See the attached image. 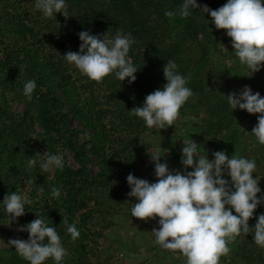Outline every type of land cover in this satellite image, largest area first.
<instances>
[{
  "label": "trees",
  "instance_id": "1",
  "mask_svg": "<svg viewBox=\"0 0 264 264\" xmlns=\"http://www.w3.org/2000/svg\"><path fill=\"white\" fill-rule=\"evenodd\" d=\"M65 3L70 15L67 19L62 13L45 17L35 8V0H0V221L7 222L8 216L12 220L3 204L6 195H27L32 203L25 206V215L12 220L13 226L22 228L40 216L55 227L67 250L61 264H94L89 225L95 218L107 223L129 211L125 217L139 220L131 215L134 202L130 198L134 197L127 195L131 190L127 176L133 174L150 182L149 174L141 176L133 168L132 159L141 158L148 147L140 143V137L159 133L158 127H147L142 118L129 111L142 107L148 94L163 88V67L168 61L177 64L179 74L190 77L186 86L193 96L180 113L185 115L187 110L204 114L198 124L190 126L187 135L203 141L210 160L216 151H225L229 158L236 153L255 160L253 178L261 177V193L257 196H264L260 170L264 145L251 132L257 123L247 121L246 110L231 108L226 95L232 90H226L221 76L212 71L209 52L217 51L219 43L208 22L209 13L191 9V15L181 17L183 0ZM197 3L212 10L224 5L223 0ZM169 11L174 15L166 16ZM118 30L130 33L135 41L128 58L139 71L132 83L128 78L119 80L115 73L95 82L62 57L68 51H79L81 31L101 37L108 32L112 38ZM29 80L36 82L31 100L23 92ZM46 152L63 154V170L53 168L50 175L40 169L37 153ZM33 156L37 164L29 167ZM67 156L76 167L70 166ZM91 166L96 171H91ZM224 178L230 181L229 176ZM53 187L61 190L58 198L51 194ZM261 214L264 202L249 220L250 227ZM73 223L80 232L76 240L67 232ZM21 236L28 240L29 233L22 231ZM253 236L251 232L237 236L228 245L230 253L222 256L219 264H264V248L254 242ZM159 247L153 246L154 258L163 252ZM174 255L186 259L180 252ZM0 264L29 262L10 245L0 248ZM44 264L55 262L49 258Z\"/></svg>",
  "mask_w": 264,
  "mask_h": 264
},
{
  "label": "clouds",
  "instance_id": "2",
  "mask_svg": "<svg viewBox=\"0 0 264 264\" xmlns=\"http://www.w3.org/2000/svg\"><path fill=\"white\" fill-rule=\"evenodd\" d=\"M34 6L47 18H53L56 13H62L66 19L70 16L65 0H35ZM198 8L210 14L216 29L226 30L239 61L251 73L259 72L264 66V0H227L215 10L198 4L197 0H183L179 15L188 17L191 9ZM165 15L171 17L174 13L169 11ZM78 36L82 42L79 51H68L62 57L83 75L98 83L112 73L121 81L128 78L132 83L136 80L135 73L139 70L128 58L135 43L130 33L125 35L118 30L109 38L108 32L101 37L81 31ZM177 67L175 62L168 61L163 67L166 80L163 88L148 94L142 107L129 111L142 118L149 128L173 126L180 109L193 96L186 86L190 77L179 74ZM35 88L33 80L24 85L23 92L28 100L32 99ZM226 97L233 110L239 108L249 114H260L251 132L264 145V97L259 92L253 93L250 86H245L239 94L232 92ZM199 148L192 139L184 142L183 172L170 171L166 162H160L159 154H151L156 182L150 183L133 174L127 176L131 189L127 195L138 201L131 209L132 217L145 221L158 217L159 229L154 228L151 232L155 243L166 250L182 253L186 264H219L220 258L231 251L228 245L242 232L254 233V242L264 248V214L258 216L254 227L249 226L257 206L264 202V196H257L261 193L258 186L261 177L253 178L257 168L255 160L236 153L229 158L225 151L214 152V159L209 160ZM37 154L41 158L39 167L42 171L63 170V154ZM36 164L35 156L31 157L28 166ZM189 168L193 170L188 171ZM225 175L230 181L224 178ZM51 194L58 198L61 190L53 187ZM31 203L27 195L17 192L6 195L3 200L12 220L25 215V206ZM19 230L29 233L28 240L11 239L8 244L14 246L29 264H44L49 258L55 264H61L67 256L55 227L49 226L40 216ZM67 232L73 240L80 236L74 223L68 225Z\"/></svg>",
  "mask_w": 264,
  "mask_h": 264
},
{
  "label": "rangeland",
  "instance_id": "3",
  "mask_svg": "<svg viewBox=\"0 0 264 264\" xmlns=\"http://www.w3.org/2000/svg\"><path fill=\"white\" fill-rule=\"evenodd\" d=\"M224 4L227 0H223ZM213 36L215 40H218V50L210 51V61L212 64V71H216L221 77L220 81L226 90H232L231 92H239L245 87L250 86L253 93L259 92L261 97H264V66L261 67L259 72L251 73V70L239 61V58L235 54V50L232 47L231 38L227 36L226 30H218L215 28L214 22L211 16L208 20ZM209 57V56H208ZM236 69L238 73L232 71ZM240 72V73H239ZM239 74H244L245 77ZM186 112L185 115L179 114V118L173 126L165 129H157L158 135H153L150 138H139L140 143L146 144L148 147L143 149L141 158H134L133 168L141 176H151L150 183L157 181L155 175V164L151 160V154H159L161 156V163H167L170 171L179 170L184 171V166L181 164L182 148L184 142L195 141L199 146V151L202 155L208 157L210 160L209 151L205 147L203 141L198 136L190 137L187 135L190 126L198 124L201 118H204V114ZM247 121L258 123V116L260 114H249L247 112ZM77 125V124H76ZM193 135V134H191ZM255 147H253L254 149ZM175 151V152H174ZM70 166L76 167V164L67 156ZM263 167L260 169L264 179V157L261 160ZM94 166V165H93ZM91 166V171H96V168ZM193 169L189 168L188 171ZM51 175L53 169L48 171ZM25 191L29 192V187L25 186ZM134 203L138 201L131 199ZM126 211L124 215L108 219L107 223L99 221V218H95L92 224L89 225L90 229V247H91V262L94 264H178L180 260L181 264H186V259L179 258L171 250H163L161 255L154 258L155 249V237L151 233L157 224H159V218L153 220H135L125 217L129 214ZM7 222L0 221V230L4 233V238L0 233V248L10 246L8 241L11 239H22L21 227L18 225L13 226L12 220L8 216ZM154 224V225H153ZM153 225V227H152ZM159 229V228H158ZM157 229V230H158ZM177 260V261H176Z\"/></svg>",
  "mask_w": 264,
  "mask_h": 264
}]
</instances>
